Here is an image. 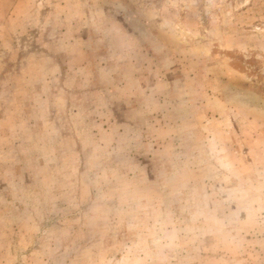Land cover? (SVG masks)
I'll return each mask as SVG.
<instances>
[{
	"label": "rangeland",
	"instance_id": "rangeland-1",
	"mask_svg": "<svg viewBox=\"0 0 264 264\" xmlns=\"http://www.w3.org/2000/svg\"><path fill=\"white\" fill-rule=\"evenodd\" d=\"M0 264H264V0H0Z\"/></svg>",
	"mask_w": 264,
	"mask_h": 264
}]
</instances>
